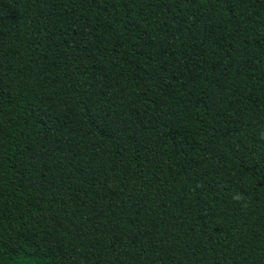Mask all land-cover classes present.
I'll return each mask as SVG.
<instances>
[{"label": "trees", "instance_id": "obj_1", "mask_svg": "<svg viewBox=\"0 0 264 264\" xmlns=\"http://www.w3.org/2000/svg\"><path fill=\"white\" fill-rule=\"evenodd\" d=\"M0 264H264V0H0Z\"/></svg>", "mask_w": 264, "mask_h": 264}, {"label": "clouds", "instance_id": "obj_2", "mask_svg": "<svg viewBox=\"0 0 264 264\" xmlns=\"http://www.w3.org/2000/svg\"><path fill=\"white\" fill-rule=\"evenodd\" d=\"M231 199L233 202L239 204L242 208H246L248 206V204L246 202V197L241 192L232 193Z\"/></svg>", "mask_w": 264, "mask_h": 264}]
</instances>
